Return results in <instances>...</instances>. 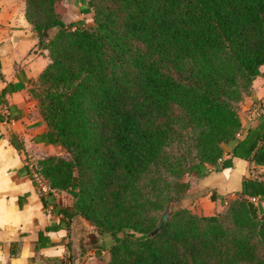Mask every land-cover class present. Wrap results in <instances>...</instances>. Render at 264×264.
Returning a JSON list of instances; mask_svg holds the SVG:
<instances>
[{"label": "trees", "instance_id": "16d2710c", "mask_svg": "<svg viewBox=\"0 0 264 264\" xmlns=\"http://www.w3.org/2000/svg\"><path fill=\"white\" fill-rule=\"evenodd\" d=\"M56 4L25 0L49 56L33 93L47 140L68 153L39 160L47 185L73 197L55 204L56 227L87 218L106 264H264L263 173L210 215L186 206L185 180L233 156L264 166V103L254 126L239 113L264 72V0H81L91 25Z\"/></svg>", "mask_w": 264, "mask_h": 264}, {"label": "crops", "instance_id": "0c3cea01", "mask_svg": "<svg viewBox=\"0 0 264 264\" xmlns=\"http://www.w3.org/2000/svg\"><path fill=\"white\" fill-rule=\"evenodd\" d=\"M25 7V0H0V264H54L69 253L73 231L72 224L70 231L56 227L62 215L55 204L70 205L73 197L52 188L42 192L33 177V160L59 153L62 146L47 140L48 127L33 93L49 57L25 17ZM263 103L264 72L253 80L252 94L240 106L243 128L257 124L256 110ZM253 167L248 159L233 156L232 166L191 173L185 178L190 184L186 204L199 214L215 213L241 190L244 176L255 171L264 176V166ZM206 200L212 213L201 206ZM259 204L264 210V200ZM76 219L78 233L86 219ZM99 251H88L81 264H106L108 258L101 262Z\"/></svg>", "mask_w": 264, "mask_h": 264}, {"label": "rangeland", "instance_id": "374dc122", "mask_svg": "<svg viewBox=\"0 0 264 264\" xmlns=\"http://www.w3.org/2000/svg\"><path fill=\"white\" fill-rule=\"evenodd\" d=\"M80 5H81V0H57L56 8H57V11L60 13V15L62 16V18L64 19L65 22H69L73 19L79 18V16H83L82 18H84L85 22L87 24L91 25L93 23L92 13L81 14L79 12ZM54 33H55L54 29H49V37H52L54 35ZM44 49H46V48H44ZM46 50H47V55H48V49H46ZM34 84L36 85L35 82H34ZM240 116H241V113H240ZM223 148H224L225 155H227V152H228L230 147L225 144L223 146ZM55 154L68 157V153L65 151V149L63 147H62V149H60L59 153H55ZM39 160L40 159L33 160L32 167L35 171H37L38 177L46 183V179L44 178L43 174L40 171L41 167L39 165ZM188 176H190V174H186L185 178H187ZM235 196L236 195L231 194L230 196H228L226 198L225 201L227 202L228 199L235 197ZM226 202L223 204V207L220 210L215 211V213H213V214L224 213L228 207V204ZM186 206H188V205H186ZM201 206L203 207V210L206 213H212L214 211L211 209L212 203H210L209 200L204 201ZM196 211L201 212V210H199V209H196ZM259 215H261V212L259 213ZM85 219H86V223H83V225H81V228H80L79 232L77 233L78 237H81V236L87 237V236H89V233L93 232V230L95 231L94 225L87 218H85ZM71 242H72V238H71ZM99 255H100L99 259L101 260V262L105 261L109 257V253L107 250H105L104 252H103V250H100Z\"/></svg>", "mask_w": 264, "mask_h": 264}, {"label": "water", "instance_id": "95a60500", "mask_svg": "<svg viewBox=\"0 0 264 264\" xmlns=\"http://www.w3.org/2000/svg\"><path fill=\"white\" fill-rule=\"evenodd\" d=\"M166 213L163 214V216L160 218V221L159 223L157 224V226L154 228V230L151 232V234H156L158 233L163 225L165 224V221H166ZM77 216L73 218V221H72V227H73V231H72V242H71V250L73 251L75 255V264H81L82 262V259L84 257V255L92 250V249H95V248H90V243H89V240H90V235L91 234H94V232H91L89 233V236L87 237H78L77 236V232H76V222H77ZM74 225V226H73Z\"/></svg>", "mask_w": 264, "mask_h": 264}, {"label": "built area", "instance_id": "2783aa9c", "mask_svg": "<svg viewBox=\"0 0 264 264\" xmlns=\"http://www.w3.org/2000/svg\"><path fill=\"white\" fill-rule=\"evenodd\" d=\"M31 168L33 170V177L35 179V181L37 182L38 184V187L39 189L42 191V192H47V191H50L51 188L44 182L42 181L39 177H38V173L37 171H35L31 165Z\"/></svg>", "mask_w": 264, "mask_h": 264}]
</instances>
